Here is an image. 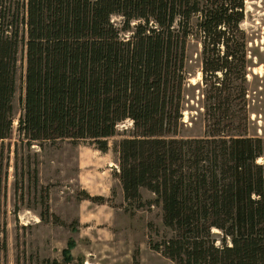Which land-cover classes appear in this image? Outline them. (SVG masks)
I'll return each instance as SVG.
<instances>
[{
    "label": "trees",
    "instance_id": "obj_1",
    "mask_svg": "<svg viewBox=\"0 0 264 264\" xmlns=\"http://www.w3.org/2000/svg\"><path fill=\"white\" fill-rule=\"evenodd\" d=\"M245 1L0 0V142L12 134L22 56L17 143L89 141L106 153L130 121L116 145L123 199L151 192L170 233L150 248L174 264H264V140L246 123ZM191 41L200 139L181 135Z\"/></svg>",
    "mask_w": 264,
    "mask_h": 264
},
{
    "label": "rangeland",
    "instance_id": "obj_2",
    "mask_svg": "<svg viewBox=\"0 0 264 264\" xmlns=\"http://www.w3.org/2000/svg\"><path fill=\"white\" fill-rule=\"evenodd\" d=\"M242 28L250 38L248 135L264 140V0L245 1ZM199 51V45L189 42L184 139L204 136ZM21 58L12 134L0 142V264H66L64 251L72 257L68 264H174L150 248V243L170 236L156 197L141 189L139 204L123 199L116 145L128 138L130 121L118 125L117 134L107 139L106 153L89 141L59 140L43 144L42 149L17 143ZM238 117L244 124V115Z\"/></svg>",
    "mask_w": 264,
    "mask_h": 264
}]
</instances>
